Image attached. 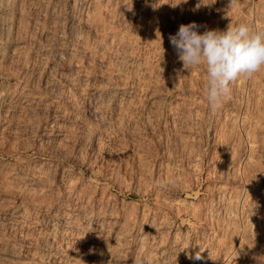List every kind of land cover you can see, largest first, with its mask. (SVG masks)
Returning <instances> with one entry per match:
<instances>
[{"label":"rangeland","instance_id":"374dc122","mask_svg":"<svg viewBox=\"0 0 264 264\" xmlns=\"http://www.w3.org/2000/svg\"><path fill=\"white\" fill-rule=\"evenodd\" d=\"M229 5L0 0V264H264V68L213 112L169 41Z\"/></svg>","mask_w":264,"mask_h":264},{"label":"clouds","instance_id":"9594fccd","mask_svg":"<svg viewBox=\"0 0 264 264\" xmlns=\"http://www.w3.org/2000/svg\"><path fill=\"white\" fill-rule=\"evenodd\" d=\"M236 3L230 0L229 6ZM199 27L196 22L181 24L175 35H169V41L184 69L206 65V98L211 111L216 112L231 99L230 85L234 81L242 76L250 79L264 68V30L230 23L225 31L206 29L201 34ZM194 258L199 260L201 256L197 253ZM131 264L148 261L137 255L131 258Z\"/></svg>","mask_w":264,"mask_h":264}]
</instances>
